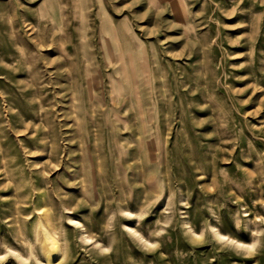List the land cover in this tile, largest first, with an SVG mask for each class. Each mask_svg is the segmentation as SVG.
<instances>
[{
  "label": "rangeland",
  "instance_id": "374dc122",
  "mask_svg": "<svg viewBox=\"0 0 264 264\" xmlns=\"http://www.w3.org/2000/svg\"><path fill=\"white\" fill-rule=\"evenodd\" d=\"M0 264H264V0H0Z\"/></svg>",
  "mask_w": 264,
  "mask_h": 264
},
{
  "label": "bare ground",
  "instance_id": "6f19581e",
  "mask_svg": "<svg viewBox=\"0 0 264 264\" xmlns=\"http://www.w3.org/2000/svg\"><path fill=\"white\" fill-rule=\"evenodd\" d=\"M219 236L222 237V238L224 237V236H221V235H219Z\"/></svg>",
  "mask_w": 264,
  "mask_h": 264
}]
</instances>
